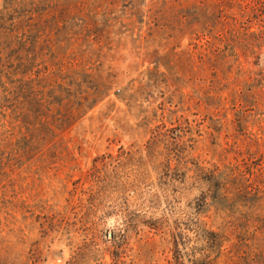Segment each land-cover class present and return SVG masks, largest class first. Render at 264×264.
<instances>
[{"label":"rangeland","instance_id":"obj_1","mask_svg":"<svg viewBox=\"0 0 264 264\" xmlns=\"http://www.w3.org/2000/svg\"><path fill=\"white\" fill-rule=\"evenodd\" d=\"M0 264H264V0H0Z\"/></svg>","mask_w":264,"mask_h":264}]
</instances>
